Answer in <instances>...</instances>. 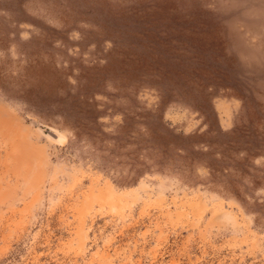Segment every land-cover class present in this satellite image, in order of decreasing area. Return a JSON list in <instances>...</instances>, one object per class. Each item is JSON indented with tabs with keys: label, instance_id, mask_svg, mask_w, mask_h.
I'll use <instances>...</instances> for the list:
<instances>
[{
	"label": "rangeland",
	"instance_id": "obj_1",
	"mask_svg": "<svg viewBox=\"0 0 264 264\" xmlns=\"http://www.w3.org/2000/svg\"><path fill=\"white\" fill-rule=\"evenodd\" d=\"M0 264H264V0H0Z\"/></svg>",
	"mask_w": 264,
	"mask_h": 264
}]
</instances>
